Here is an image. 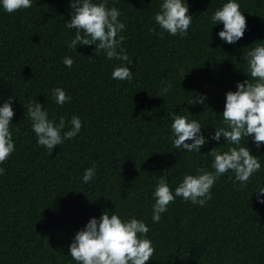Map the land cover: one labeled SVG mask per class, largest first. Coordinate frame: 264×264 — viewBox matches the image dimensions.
Listing matches in <instances>:
<instances>
[{
    "label": "trees",
    "instance_id": "obj_1",
    "mask_svg": "<svg viewBox=\"0 0 264 264\" xmlns=\"http://www.w3.org/2000/svg\"><path fill=\"white\" fill-rule=\"evenodd\" d=\"M186 2L192 24L180 37L154 20L162 0H107L126 25L118 35L125 37L122 49L131 64L96 55L95 45L69 48L76 31L65 26L72 0H32L31 8L14 13L0 4V106L15 98V151L0 164V264H77L69 251L76 233L105 211L147 224L155 248L148 264H264V204L254 194L264 187V145L257 149L252 137L240 146L259 158L261 168L247 187L229 171L204 206L177 197L159 222L152 220L160 177L174 193L186 174L214 172L213 148L223 153L238 147L211 137L226 127V94L250 80L246 54L264 44V0H237L247 28L235 44L220 39L223 24L211 22L228 0ZM65 57L74 60L71 68ZM121 65L131 69V82L112 78ZM57 87L71 97L63 106L52 96ZM201 96L204 104H190ZM28 97L45 107L49 119L63 117V131L78 116V135L52 153L38 145L23 106ZM173 113L201 124L208 142L199 153L173 148ZM93 165L96 174L85 183Z\"/></svg>",
    "mask_w": 264,
    "mask_h": 264
},
{
    "label": "clouds",
    "instance_id": "obj_2",
    "mask_svg": "<svg viewBox=\"0 0 264 264\" xmlns=\"http://www.w3.org/2000/svg\"><path fill=\"white\" fill-rule=\"evenodd\" d=\"M3 10L14 13L21 9L32 7V0H0ZM72 18L65 23L68 29H75V36L69 43V48L76 50L78 45H95V54L103 52L107 59H116L131 64L127 52L122 49L124 36L118 35L126 25L118 18L121 12L116 7H107V0L94 3L93 0H72ZM186 0H162L160 11L154 16L157 25L172 36L185 37L192 24V16ZM214 25L223 24V30L218 35L222 41L235 44L244 37L247 20L240 10L237 0H228L222 8L215 11L211 17ZM155 31V29H150ZM163 32L160 33L163 36ZM118 49H120L118 51ZM250 80L239 82L236 91L226 94L225 108L222 113L223 123L226 127L216 128L211 137L219 141L223 137L227 144L238 147H229L221 153L213 148L209 154L214 157L212 168L214 172L203 168L197 169V175L186 174L175 188L171 190L166 177H160L155 187L153 205V222H159L161 215L168 210V206L177 197L185 201L204 206L211 199V189L217 179L231 171L235 180L247 187L250 178L260 170L259 158L251 153L247 146H240L245 137H252L257 149L264 145V44H258L246 54ZM63 63L71 68L74 60L65 57ZM115 80L131 82L133 79L128 66H116L112 72ZM172 85L167 84L160 92L159 97H164ZM52 96L56 103L63 106L71 100L64 89L54 88ZM206 96H201L190 101L191 105L204 104ZM13 96L0 106V164L5 163L15 151L13 133L10 129L11 121L15 116L12 107ZM26 117L31 121L32 131L37 137V144L45 147L49 153L61 145L65 140L75 138L82 128V121L78 116L71 118V128L63 131L66 121L63 117L57 123L49 119L45 107L28 97L23 104ZM171 128L174 134L172 146L174 149L181 147L189 153H199L208 142L201 132V124L197 120L189 121L186 116L173 113ZM16 131H19L17 128ZM187 141H192L188 143ZM5 169L0 167V174ZM96 166L85 170L83 181L93 179ZM259 203L264 204V187H258ZM150 229L147 224L136 218L122 220L117 214L109 215L103 212L99 219L93 217L86 227L78 231L69 251L71 258L77 264H148L155 248L147 234Z\"/></svg>",
    "mask_w": 264,
    "mask_h": 264
}]
</instances>
